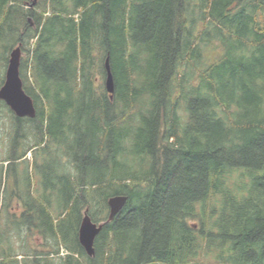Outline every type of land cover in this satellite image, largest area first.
<instances>
[{"label": "trees", "instance_id": "trees-1", "mask_svg": "<svg viewBox=\"0 0 264 264\" xmlns=\"http://www.w3.org/2000/svg\"><path fill=\"white\" fill-rule=\"evenodd\" d=\"M32 4L0 0V87L19 47L35 108L33 119L18 118L0 102L17 126L8 153L14 160L28 126L70 173L59 162L41 198L25 201L22 227L50 249L48 261L35 251L24 264H200L204 248L217 264H264V0ZM212 43L220 55L201 64ZM107 59L111 98L95 84ZM77 134L81 144L70 146ZM114 196L127 201L108 221ZM84 213L104 223L93 257L77 240Z\"/></svg>", "mask_w": 264, "mask_h": 264}, {"label": "rangeland", "instance_id": "rangeland-1", "mask_svg": "<svg viewBox=\"0 0 264 264\" xmlns=\"http://www.w3.org/2000/svg\"><path fill=\"white\" fill-rule=\"evenodd\" d=\"M196 25H199L201 29L203 28V23L199 20H196L194 26ZM201 29L197 32L194 31L197 38L200 37L199 31ZM219 52L221 53L219 44L212 43L210 45H202L200 57L201 64L217 59L220 55ZM26 56L27 53L21 51L20 67L22 61L27 58ZM21 69L25 70L23 67H21ZM192 69L193 68L189 66L188 70L192 71ZM26 74L30 79L29 72ZM97 77L98 79L96 81L98 84L97 82H95V84L100 88L102 87V90H104V80L101 79L100 75H97ZM83 105L88 106L90 109L93 107L90 100H86ZM139 107L141 108L140 105H137L136 111L139 110ZM10 115L12 114L4 106L0 107V261L8 259L16 261L18 264H24L25 261H29L35 256V251L41 254L38 258H42V261H48L46 258L47 255L44 253L49 251L50 248L41 245L43 240L36 230L27 232L26 229L22 227L26 223V220H23L20 215H13V208L19 206L21 209L22 204L27 200L29 201L31 199L30 197L41 198V195H43V184L45 183L44 177L50 169L57 168L59 166V162H63L68 173H70V166L68 165V159L65 155L60 158V156H58L55 152V149L49 147L47 138L43 137L41 141H38L39 138L37 137L32 138L28 126L25 128V139L17 141V145L14 149L16 157L12 160L8 151L13 131L17 126L15 120H13ZM133 119L134 122L137 121V114H134ZM85 122H87V119ZM84 125L87 127L88 123H84ZM93 127L94 124L92 121V123H89V128ZM122 128L128 129V125L123 124ZM93 130L94 128L90 132V139L92 137ZM76 132L80 134L79 130ZM78 136L79 135L77 134L75 144H73V139L68 141L70 146L78 147V145L81 144L82 140ZM89 146H92L90 142ZM138 164L140 167L142 166L140 161L139 163L133 161L134 167ZM51 204L54 206L55 202L52 200ZM53 214L55 215V213ZM188 222L190 224H195L197 229L201 227L199 219H191ZM203 227L207 228L206 225H203ZM26 242H29L30 245H23ZM5 249L12 251L2 252V250ZM207 252L208 251L205 248L204 251L200 252L199 257L197 258V263L217 264L216 259L214 258L215 252L211 251L209 254H207ZM2 253L5 254L2 255ZM65 253V249L60 247V252L58 254ZM51 255L52 253H50L48 258H50ZM50 260H52L55 264L59 262V258L57 256Z\"/></svg>", "mask_w": 264, "mask_h": 264}, {"label": "water", "instance_id": "water-1", "mask_svg": "<svg viewBox=\"0 0 264 264\" xmlns=\"http://www.w3.org/2000/svg\"><path fill=\"white\" fill-rule=\"evenodd\" d=\"M34 3L35 0H33V4ZM20 58V49L16 47L9 54L4 73V81L0 87V102L4 103L15 117L33 119L35 117V108L32 99L23 90L19 71ZM104 67L106 75L104 87L106 93L111 98L114 93V83L108 59L105 61ZM126 201V196H114L108 199V221H111L124 207ZM103 224L104 223L96 224L92 222L86 213H84L82 217L77 230V240L88 257L94 256V241L101 231Z\"/></svg>", "mask_w": 264, "mask_h": 264}, {"label": "flooded vegetation", "instance_id": "flooded-vegetation-1", "mask_svg": "<svg viewBox=\"0 0 264 264\" xmlns=\"http://www.w3.org/2000/svg\"><path fill=\"white\" fill-rule=\"evenodd\" d=\"M18 199H19V197H18ZM22 203H23V201H22ZM26 206H25V202L22 204V208L20 209L19 208V206L17 207H15V208H13V215H20V217H22V215H24V213L26 212Z\"/></svg>", "mask_w": 264, "mask_h": 264}, {"label": "crops", "instance_id": "crops-1", "mask_svg": "<svg viewBox=\"0 0 264 264\" xmlns=\"http://www.w3.org/2000/svg\"><path fill=\"white\" fill-rule=\"evenodd\" d=\"M26 245H30V243H27Z\"/></svg>", "mask_w": 264, "mask_h": 264}]
</instances>
